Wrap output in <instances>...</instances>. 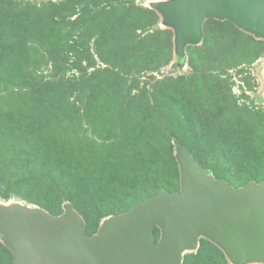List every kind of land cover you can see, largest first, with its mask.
Instances as JSON below:
<instances>
[{"label":"rangeland","instance_id":"1","mask_svg":"<svg viewBox=\"0 0 264 264\" xmlns=\"http://www.w3.org/2000/svg\"><path fill=\"white\" fill-rule=\"evenodd\" d=\"M159 1L0 0V206L71 205L95 235L181 191L178 145L217 181L264 183V38L207 19L182 59ZM182 264L235 263L202 237Z\"/></svg>","mask_w":264,"mask_h":264},{"label":"water","instance_id":"2","mask_svg":"<svg viewBox=\"0 0 264 264\" xmlns=\"http://www.w3.org/2000/svg\"><path fill=\"white\" fill-rule=\"evenodd\" d=\"M175 33L176 54L203 39L207 19L227 20L264 38V0H171L155 6ZM181 191L164 190L106 219L95 235L71 205L55 216L0 206V239L12 264H182L205 237L235 264H264V183L234 188L217 181L177 146ZM161 229L156 242L154 228Z\"/></svg>","mask_w":264,"mask_h":264},{"label":"bare ground","instance_id":"3","mask_svg":"<svg viewBox=\"0 0 264 264\" xmlns=\"http://www.w3.org/2000/svg\"><path fill=\"white\" fill-rule=\"evenodd\" d=\"M160 3H162V2H160V1L159 2H155V6L159 5Z\"/></svg>","mask_w":264,"mask_h":264}]
</instances>
